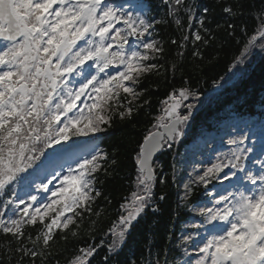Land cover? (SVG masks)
Masks as SVG:
<instances>
[{"label":"snow or ice","instance_id":"1","mask_svg":"<svg viewBox=\"0 0 264 264\" xmlns=\"http://www.w3.org/2000/svg\"><path fill=\"white\" fill-rule=\"evenodd\" d=\"M184 2L163 0L178 27L176 13ZM133 7L139 10L133 12ZM223 11L236 15L231 6ZM165 22L150 17L143 5L125 7L116 0H0V234L12 238L5 251L20 254L17 264H25V258L44 264L55 231L77 236L70 228L80 226L75 217L92 214V203L100 196L95 173L108 157L79 138L103 132L102 125L112 119L106 113L114 109L121 119L132 116L134 109L121 102L120 93L138 99L142 93L134 85L162 67L145 62L164 52L154 33L155 25ZM257 24L237 63L257 44L264 49V7ZM193 36L194 41L203 39L198 32ZM175 67L173 63V71ZM190 96L194 93L187 88L174 90L162 102L165 115L153 125L164 131L149 132L139 145L137 191L121 205L109 253L120 248L133 223L152 206L154 154L183 137L194 107L184 103ZM247 139L241 130L227 140V152L192 163L181 199L191 196L194 186H203L208 199L190 209L201 217L192 225L198 238L183 236L178 247L191 241L192 250L183 247L184 259L177 264H264V146L254 157ZM37 223L41 227L33 237L26 228ZM98 247L81 248L69 264H91ZM157 264L168 261L158 259Z\"/></svg>","mask_w":264,"mask_h":264},{"label":"trees","instance_id":"2","mask_svg":"<svg viewBox=\"0 0 264 264\" xmlns=\"http://www.w3.org/2000/svg\"><path fill=\"white\" fill-rule=\"evenodd\" d=\"M145 2L150 6L151 17L166 21L156 24L154 33V38L162 42L164 52L160 54V58L145 62L162 67L158 72L153 70L143 74L140 83L134 85L142 93L138 99L121 91V102L134 109L130 118L121 119L119 110L115 109L106 113L112 115L111 121L102 125L105 129L103 132L94 135L96 145L108 157L103 169L95 173L94 188L100 192V196L92 203V214L83 213V219L75 217L79 228L70 225L71 229L77 231V236H73L68 230L55 231V239L50 242V254L45 258L44 264H69L81 248L98 246L102 240L111 236L109 231L118 221L121 205L133 192L137 174L136 153L144 136L156 121L161 101L181 88H187L198 95L209 92L241 55L258 26L257 15L264 7V0H185L184 7L176 13V18L181 21V26L178 27L175 18L168 15V6L163 0ZM225 6H231L236 15L226 14L223 11ZM229 24L234 27H229ZM197 32L203 38L201 41H194L193 34ZM185 35L189 37L187 41L183 40ZM173 40L177 43L173 44ZM181 43L185 45L183 48L180 47ZM196 52L199 55H194ZM173 63L176 65L174 71L171 68ZM246 69H250L249 74L234 89L236 93L242 94L240 103L250 106L253 97L264 94V49L260 58ZM129 100L132 101L130 105L127 104ZM213 106L211 104L196 113L197 124L206 122L212 113H217L218 110H212ZM156 160L157 175L151 207L157 211L153 212L151 207L146 209L133 223L121 250L113 256H107L104 248H98L90 258L91 264H157L158 259L161 262L166 259L168 264H177L180 260L183 245L178 247L182 241L179 235L188 212L180 197L182 192L170 170L171 152H162ZM161 179L164 183H160ZM199 195L200 190L195 188L187 202L197 199ZM161 196L164 198L161 199ZM40 227L37 223L34 227L26 228V232L35 237V229ZM63 235L67 236L66 240L60 238ZM11 239L10 236L0 234V264H17L20 254L5 251L6 241ZM28 247L32 245L29 243ZM25 264H30L28 258H25ZM36 264H40L39 259Z\"/></svg>","mask_w":264,"mask_h":264},{"label":"rangeland","instance_id":"3","mask_svg":"<svg viewBox=\"0 0 264 264\" xmlns=\"http://www.w3.org/2000/svg\"><path fill=\"white\" fill-rule=\"evenodd\" d=\"M262 51H263V49H261L259 47V44H257L256 47L250 48L248 50L247 54L242 58V61L241 62L237 63V60H236L234 62V64H232V66L229 68L228 72L226 73L225 77L218 83V85L216 87H214V89H219L220 87H223L225 84L234 83L237 80L238 75L244 71L245 67H250L251 63L254 60L256 61V60H258L260 58V55H261ZM244 73H245V71L243 72V74ZM211 99H212V97H209V94L203 95V96H199V95L194 94V98L192 96H190L189 99L187 101H185L184 103L185 104L192 103L194 105V107L192 109V113H193L194 111H196L200 107L204 106ZM165 106L166 105L164 103H162L161 112H160L159 116L156 118V122H155L156 124L158 122V118L165 115V113H164ZM181 112H187V109L182 107L181 108ZM154 129H157V128H154ZM208 137H209L208 139H205L203 142H201V143L198 144V151H195V152H193L191 154L192 147L189 149L190 159H193V160L194 159H197L198 161L201 160V158L198 155L202 152V150H203L204 147H206L207 145H209V144L212 143V138H210L211 136H208ZM82 139H84V137ZM228 139H229V137H225L222 140V142H220V144L217 146L216 150H214V151H211L210 150V151L207 152L206 155L207 156H211L215 152H219V151L222 152L224 150V148L221 145L227 144V140ZM81 143H83V142H81ZM262 146L263 145L256 146V151L254 152V155H253L254 157L257 156L258 153H260V151L262 149ZM203 153H206V151H203ZM185 165L186 164L181 163L180 167H177L178 169H180L181 174L184 176V178L178 179L179 180L178 184H180L183 181H185L184 179H185V177L187 175V173L183 170L185 168ZM248 166H250V164ZM136 180H137V177H135V183H134V186H133V192H136L137 191V183H136ZM32 191L34 192L35 189H32ZM118 225H119V222L115 226H118ZM110 234L112 236L111 231H110ZM112 238H113V236H112Z\"/></svg>","mask_w":264,"mask_h":264},{"label":"water","instance_id":"4","mask_svg":"<svg viewBox=\"0 0 264 264\" xmlns=\"http://www.w3.org/2000/svg\"><path fill=\"white\" fill-rule=\"evenodd\" d=\"M163 131H164V129H163V128H161V131H160V132H163ZM155 154H156V153H155ZM155 154H154V155H155Z\"/></svg>","mask_w":264,"mask_h":264}]
</instances>
